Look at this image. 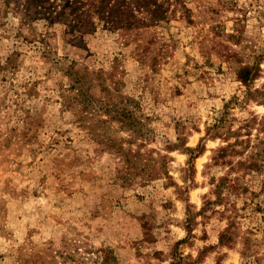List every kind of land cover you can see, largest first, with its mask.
I'll return each instance as SVG.
<instances>
[{
    "label": "rangeland",
    "instance_id": "rangeland-1",
    "mask_svg": "<svg viewBox=\"0 0 264 264\" xmlns=\"http://www.w3.org/2000/svg\"><path fill=\"white\" fill-rule=\"evenodd\" d=\"M8 56L0 264H168L175 248L195 257L209 245L195 264H245L244 235L261 257L249 264H264V175L215 163L225 141L208 138L191 160L194 183L183 200L177 186L186 184L189 157L165 147L181 136L196 146L224 104L243 98L240 67L259 59L250 86L264 88V0H0L1 62ZM70 66L83 76V108L63 106L73 93ZM121 108L140 118L143 139L105 112ZM227 112V127L250 133L251 144L261 139L264 163V101L232 102ZM125 154L163 155L175 183L141 182ZM228 173L249 189L214 202V183ZM187 208L199 212L190 234ZM235 210L239 235L219 245Z\"/></svg>",
    "mask_w": 264,
    "mask_h": 264
},
{
    "label": "trees",
    "instance_id": "trees-1",
    "mask_svg": "<svg viewBox=\"0 0 264 264\" xmlns=\"http://www.w3.org/2000/svg\"><path fill=\"white\" fill-rule=\"evenodd\" d=\"M11 56H8L4 62L0 60V73L2 70L10 67L12 62ZM260 60H256L252 65H245L238 69L237 76L242 84L246 86V90L244 91L243 98L239 99L238 96H232L223 107V111H221L218 115H215L210 122H207L205 125L204 135L200 137L199 142L196 146L191 147L186 145V140L181 136L179 137L180 142H167V149H182L185 153H187L189 157V165L185 168V175L183 176V180L186 181L185 186L178 185L177 192L181 193L183 200H188L187 195L183 198V194L186 193L190 186L193 185V172L194 164L191 163V160L201 154L205 150V140L208 138H221L225 141L224 145L216 148V154H214L211 158L215 163H228L231 170L239 171L242 173L247 172H256L264 175V163L262 161V148H260L259 143H261V139L255 144H251L250 133H246L245 136L240 133L239 129H232L231 127H227V108L232 102H239L243 104V102H248L249 100H255L257 102L264 101V91L263 87L251 89L252 81L259 75L260 71ZM66 74L69 76L71 83H69V90L73 91L72 94H64L63 98L65 100L63 106L68 107L73 105L75 102H81L82 108L84 107V102L82 99L86 97V90L84 88V82L82 80L83 76L78 74V70H73V67L70 66L66 71ZM107 88H103L106 91ZM261 94V95H258ZM111 111H115V118L119 122V127L122 129H131L132 138L135 139H143L145 135V127L140 118L137 115H133L129 112H126L124 108L121 110L107 109L105 112L110 114ZM247 125V124H245ZM230 137H233V141H230ZM111 145H115V141L111 142ZM117 145V144H116ZM251 148L250 152L248 150ZM228 155L234 156L238 155V159L233 161L232 159H227ZM150 159L143 160V157L137 156L133 160H130L128 156L125 154L124 160L127 165H133L135 167H139L136 173V177L141 182H147L151 180H155L158 178L166 177L169 180L166 181V184L175 183L173 182L172 176L169 174V169L167 166V161L163 159V155L159 154L158 157H154L150 155ZM242 175H234L233 177L230 174H223L217 177V181L214 183L213 193L215 195L214 202H222L225 199V191L231 194H245L249 189L247 183L242 180ZM177 185V184H176ZM259 209L260 206H257ZM199 214V212H193L190 208H187L186 218L184 220V227L187 232L190 234L192 231V223L194 216ZM236 214L238 212L235 210L234 214H229L226 225L221 229L218 234V243L219 245H230L235 239L238 237V222L236 220ZM242 238V237H241ZM184 241V238L176 241L175 244ZM242 249L240 251L241 255L245 258V264L249 263H257L260 261V255L256 254L254 251L255 239H253L250 235H244L242 240ZM209 246H204L198 251V254L195 257L191 255H183L181 252L176 251V248L173 249L170 261L168 264H195L200 261L202 253L207 250Z\"/></svg>",
    "mask_w": 264,
    "mask_h": 264
}]
</instances>
